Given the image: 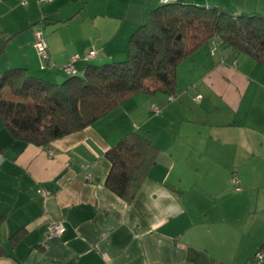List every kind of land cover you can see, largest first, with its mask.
I'll use <instances>...</instances> for the list:
<instances>
[{"label":"crops","instance_id":"0c3cea01","mask_svg":"<svg viewBox=\"0 0 264 264\" xmlns=\"http://www.w3.org/2000/svg\"><path fill=\"white\" fill-rule=\"evenodd\" d=\"M37 1L0 0V73L60 82L76 54L77 70L90 50L99 62L125 58L131 33L160 4ZM169 1L264 15V0ZM211 48L178 64L172 94H135L48 147L13 138L0 119V264H249L264 243V64ZM131 131L157 154L127 202L105 186V152ZM51 221L65 231L49 235Z\"/></svg>","mask_w":264,"mask_h":264},{"label":"trees","instance_id":"16d2710c","mask_svg":"<svg viewBox=\"0 0 264 264\" xmlns=\"http://www.w3.org/2000/svg\"><path fill=\"white\" fill-rule=\"evenodd\" d=\"M218 44L264 64V15L184 2H160L131 33L127 56L87 62L52 82L23 68L0 73V119L13 138L40 147L81 131L138 93L174 91L178 64L201 45ZM96 53V52H95ZM4 87L8 89L3 90ZM157 147L141 131L126 133L105 152V186L129 202L155 161ZM264 252V243L256 254ZM264 264V260H261Z\"/></svg>","mask_w":264,"mask_h":264},{"label":"built area","instance_id":"2783aa9c","mask_svg":"<svg viewBox=\"0 0 264 264\" xmlns=\"http://www.w3.org/2000/svg\"><path fill=\"white\" fill-rule=\"evenodd\" d=\"M22 5L27 4V0H19ZM41 1V0H40ZM44 1H51V0H44ZM167 0H160V2H166ZM212 48L211 51H215L218 48V41L216 37L213 38L212 42ZM34 47L40 56V58L45 61L48 60L49 58V53H48V48L47 44L43 35V32L41 30H36L35 31V41H34ZM95 51L90 50L86 52L83 56L84 59H90L95 56ZM80 56L78 54L72 56L70 60L62 66V71L67 74V75H74L78 74L79 71L72 65V63L76 60H78ZM86 165H82V168H85ZM88 177V176H87ZM86 177V178H87ZM231 183L234 184L235 186H239V179L237 178L236 175H233L231 178ZM47 191H44V194H47ZM47 232L51 236H59L65 231V226L61 222H55L51 221L47 225ZM256 259L257 261L254 263H249V264H261V260H264V252H259L256 254Z\"/></svg>","mask_w":264,"mask_h":264},{"label":"rangeland","instance_id":"374dc122","mask_svg":"<svg viewBox=\"0 0 264 264\" xmlns=\"http://www.w3.org/2000/svg\"><path fill=\"white\" fill-rule=\"evenodd\" d=\"M39 4H42V3H44V2H48V1H44V0H38L37 1ZM21 4V3H20ZM42 28V27H41ZM38 30H41V29H38ZM42 31V30H41ZM43 31H44V29H43ZM39 56V55H38ZM84 56V55H83ZM39 58H40V56H39ZM41 59V58H40ZM43 62V61H42ZM43 65H44V62H43ZM45 66V65H44Z\"/></svg>","mask_w":264,"mask_h":264}]
</instances>
